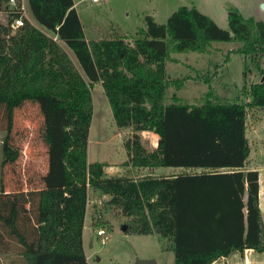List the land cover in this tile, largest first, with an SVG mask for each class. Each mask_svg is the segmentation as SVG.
I'll return each mask as SVG.
<instances>
[{"label": "trees", "instance_id": "obj_1", "mask_svg": "<svg viewBox=\"0 0 264 264\" xmlns=\"http://www.w3.org/2000/svg\"><path fill=\"white\" fill-rule=\"evenodd\" d=\"M26 1L32 19L50 34L24 16L19 3L0 22L1 167L15 166L21 154L11 130L14 110L23 103L43 108L40 137L50 158L58 147L57 112L67 130L58 183L47 177L43 185L0 186L3 264H22L21 257L26 264H88L82 229L89 190L107 195L106 205L126 217L125 232L158 234L174 255L172 264H211L247 248L264 252L259 173L245 167L247 106L264 107V81L248 86V103L216 101L211 87L200 103L166 100L168 86L179 88L186 79L168 78L172 53L204 52L211 41L236 39L243 44L231 51L254 59L264 53V22L228 7L225 29L195 6L181 5L164 23L146 14L131 40H88L74 0ZM19 16L22 24L13 30ZM99 82L116 126L133 131L124 164L182 171L108 176L107 162L88 160L91 87ZM141 131L158 135L155 148H144Z\"/></svg>", "mask_w": 264, "mask_h": 264}, {"label": "rangeland", "instance_id": "obj_2", "mask_svg": "<svg viewBox=\"0 0 264 264\" xmlns=\"http://www.w3.org/2000/svg\"><path fill=\"white\" fill-rule=\"evenodd\" d=\"M263 1L98 0L94 2L92 0H74V6L87 39L97 40L125 36L127 40H131L137 29L143 27L146 14L153 13L154 19L158 23H164L167 16L178 6L193 5L209 15L219 27L227 29L228 7L237 8L245 18L264 22V8L261 7ZM11 6L8 0H0V22L7 21ZM24 6L25 16L33 20L28 11L26 0H24ZM37 25L44 29L40 24L37 23ZM12 28L14 30L13 26ZM242 44L236 39L211 41L210 46L204 52L172 53L171 59L166 61L168 78L170 80L186 79L179 88L174 84L168 86L166 100L168 102L179 100L186 103H200L211 87L213 99L216 101L248 103L251 99L248 86L260 81L263 74L264 53L252 59L250 56L231 51L239 48ZM63 47L76 64L73 52L65 45ZM208 74L211 75V78L209 82H206L203 78ZM91 96L93 114L88 137V158L90 161L107 160L114 163V167L107 166L108 169H106L109 172L123 173L133 177L148 173L154 175L172 174L183 170L182 168L157 167L156 170L150 171L148 168H134L124 164L128 159L125 141L132 136V128L119 129L116 126L100 82L91 87ZM42 113L43 108L40 104L30 101L14 110L11 136L15 145L20 147L21 154L17 164L13 167H1V147L5 132L0 130V186H3L5 190H16L29 185H43L46 183L47 177L51 178L53 183H58L60 180L62 158L59 148L67 125L61 113L57 112L53 116L58 147L50 158L40 137ZM139 134L140 142L146 150L156 147V133L142 131ZM246 136L249 141L250 153L245 167L260 172V183L264 190V107L247 106ZM91 192L89 190L88 214L92 216V203H96L94 206H96L97 212L94 213L89 223L90 229L85 227L84 230V237L92 238L94 244L92 253L88 256L89 264H136L137 259L148 256L157 257L159 264L172 263L174 255L171 250L162 248L164 240L158 234L125 232L122 226L126 217L121 215L117 209L106 205V195L100 192ZM99 227H104L108 236L105 244H100V237L96 235V230ZM88 252H90L89 248ZM256 252L262 257L255 260L262 262L264 252ZM240 254L239 251H233L228 255L226 261H230L228 264H243ZM21 260L22 264H26L22 257ZM6 261L7 259L5 260V257L0 255V264ZM216 264H224V261L219 260Z\"/></svg>", "mask_w": 264, "mask_h": 264}, {"label": "crops", "instance_id": "obj_3", "mask_svg": "<svg viewBox=\"0 0 264 264\" xmlns=\"http://www.w3.org/2000/svg\"><path fill=\"white\" fill-rule=\"evenodd\" d=\"M260 1H262V0H260ZM151 15L155 18V15L153 13H151ZM28 18H29V20L35 26H37L38 28H40L35 21L31 20L30 17H28ZM40 29L42 31H44L45 33H47V34H50L46 29H42V28H40ZM156 137H157V141H158V135ZM88 152H89V150H88ZM88 160L90 161L89 158H88ZM99 161H105V162L108 163V165H109L108 167H114V165H113L114 163H112V162H109V161L104 160V159H101ZM106 168L107 167H105V173H108V174H106L108 176H111V175H121V174H123V173H116V174H114L113 172H109L107 170L108 168L107 169ZM153 170H156V168H153ZM115 171H117V170H115ZM258 173H259V177H258V182H259L258 199H259V208H260V211H261V218H262L263 228H264V190L262 189L261 183H260V172L258 171ZM91 191H92L91 193L98 192V191H93V190H91ZM88 204L89 203H86V214H85L84 225H83V229H82V243H83V248H84V251H85V254H86V257H87V262L89 264L88 256L92 253V249H93L94 244L92 242V238H85L84 237V230H85V227H89V229H90L89 223L91 222V219H92V216L94 215V213L97 212V209H96V206H94V204H96V203H92V206H91V208H92V216L91 215L89 216V214H88L89 205ZM88 248H89L90 252H88ZM162 248H163V246H162ZM240 255L243 258V264H252V262H253V264H261V263L264 264V260H263L264 258L262 259L263 260L262 262L261 261L258 262V261L255 260V259L261 258L262 256H260L261 254H257V252L254 249L247 248ZM227 257H228V255L227 256H224V257H220V258L216 259L215 261H213L211 264H216L219 260L220 261H224V264H228L230 261H226V258ZM142 258H154L155 261H156V264H159V259L157 257H155V256H148V257H142ZM172 260H174V259H172ZM172 263H173V261H172Z\"/></svg>", "mask_w": 264, "mask_h": 264}, {"label": "built area", "instance_id": "obj_4", "mask_svg": "<svg viewBox=\"0 0 264 264\" xmlns=\"http://www.w3.org/2000/svg\"><path fill=\"white\" fill-rule=\"evenodd\" d=\"M94 2L98 1V0H92ZM8 3L11 4V8H13L15 6V4L19 3L20 4V9H21V12L22 14L25 16V6H24V0H8ZM10 11V9H9ZM22 24V18L21 16L19 17H15L11 23V26H13L14 28H16L17 26L21 25ZM90 201V195H89V192H88V197H87V203H89ZM96 235L99 238L100 240V244H105L106 241L108 240V236L106 235V231H105V228L104 227H99L97 230H96Z\"/></svg>", "mask_w": 264, "mask_h": 264}, {"label": "water", "instance_id": "obj_5", "mask_svg": "<svg viewBox=\"0 0 264 264\" xmlns=\"http://www.w3.org/2000/svg\"><path fill=\"white\" fill-rule=\"evenodd\" d=\"M261 7L264 8V2H261ZM260 81L262 82L264 81V72L260 78ZM122 229L123 230L125 229V225L122 226ZM136 264H156V261L154 258H140V259H137Z\"/></svg>", "mask_w": 264, "mask_h": 264}]
</instances>
